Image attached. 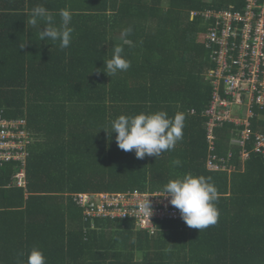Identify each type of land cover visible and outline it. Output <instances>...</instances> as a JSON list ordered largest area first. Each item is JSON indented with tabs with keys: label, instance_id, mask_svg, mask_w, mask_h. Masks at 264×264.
<instances>
[{
	"label": "trees",
	"instance_id": "trees-1",
	"mask_svg": "<svg viewBox=\"0 0 264 264\" xmlns=\"http://www.w3.org/2000/svg\"><path fill=\"white\" fill-rule=\"evenodd\" d=\"M244 1L0 0V116L23 118L33 138L24 186L14 177L18 161L0 166V264H24L32 246L46 264H264V157L252 149L251 134L242 159L230 122L214 129L209 150L202 112L216 63L200 37L212 22L191 16L240 9ZM37 5L57 24L61 9L72 13L68 48L40 41L30 28ZM125 28L131 45L120 38ZM118 45L130 68L111 77L97 72ZM157 111L183 112L185 122L175 148L156 158L137 159L101 129L119 115ZM251 128L263 131L264 119L251 118ZM212 152L224 169L207 167ZM173 159L181 164L172 166ZM186 173L211 177L218 190L217 223L201 231L175 218L154 219L150 233L131 219L85 216L74 199L82 192L163 191Z\"/></svg>",
	"mask_w": 264,
	"mask_h": 264
},
{
	"label": "built area",
	"instance_id": "built-area-1",
	"mask_svg": "<svg viewBox=\"0 0 264 264\" xmlns=\"http://www.w3.org/2000/svg\"><path fill=\"white\" fill-rule=\"evenodd\" d=\"M198 14L212 22L203 34V42L216 63L207 75L213 90L210 103L202 112L206 117L209 150L214 149V129L230 122L234 124L235 134L230 141L242 147V159L248 157L245 144L251 134L254 135L252 149L264 157V130L251 128V118L264 119V0H245L243 7L236 10L191 12V16ZM24 124L23 118L0 116V166L11 160L18 161L20 167L14 177L17 184L23 186L28 145L33 141ZM230 155L228 152V157ZM223 161L212 152L206 165L209 169H224ZM162 195L163 191H102L78 193L74 199L84 207L85 216L131 219L138 228L153 233L156 230L154 219L181 218L179 210ZM147 196L153 209L149 220L137 207L138 201Z\"/></svg>",
	"mask_w": 264,
	"mask_h": 264
},
{
	"label": "clouds",
	"instance_id": "clouds-1",
	"mask_svg": "<svg viewBox=\"0 0 264 264\" xmlns=\"http://www.w3.org/2000/svg\"><path fill=\"white\" fill-rule=\"evenodd\" d=\"M59 17L60 22L57 24L50 10L43 5H37L30 10L28 25L38 31L40 41L58 43L61 49H65L69 47L74 31L70 27L72 13L67 9H61ZM41 25L44 26L42 31ZM131 31V28L121 31L120 38L124 44H132V41L127 39ZM24 46L25 41L19 45L20 48ZM123 52L122 46H115L111 57L103 61V68L96 71H103L111 77L128 70L131 64L124 58ZM184 122L183 112H176L171 117L165 111L141 112L134 115H119L109 122L107 128L101 129L109 138L115 133L118 148L125 152L134 151L137 159H143L146 155L156 158L163 152L175 148L176 143L183 137ZM180 164L179 159L171 161L174 167ZM148 197H144L137 204L139 212L147 219L153 214ZM162 197L169 198L170 205L179 210L181 219L190 228L201 231L217 223L219 211L214 202L218 199V190L211 177L194 176L191 173L178 176L163 186ZM24 264H46V257L40 248L32 246L27 252Z\"/></svg>",
	"mask_w": 264,
	"mask_h": 264
},
{
	"label": "rangeland",
	"instance_id": "rangeland-1",
	"mask_svg": "<svg viewBox=\"0 0 264 264\" xmlns=\"http://www.w3.org/2000/svg\"><path fill=\"white\" fill-rule=\"evenodd\" d=\"M200 40H202V41H203V35H202V34H201Z\"/></svg>",
	"mask_w": 264,
	"mask_h": 264
}]
</instances>
